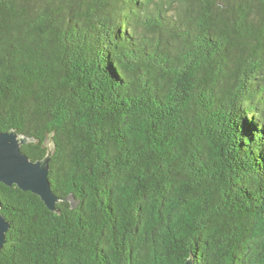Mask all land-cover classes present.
Segmentation results:
<instances>
[{
	"label": "trees",
	"instance_id": "trees-1",
	"mask_svg": "<svg viewBox=\"0 0 264 264\" xmlns=\"http://www.w3.org/2000/svg\"><path fill=\"white\" fill-rule=\"evenodd\" d=\"M261 105L264 0H0V132L61 199L0 182V264H264Z\"/></svg>",
	"mask_w": 264,
	"mask_h": 264
},
{
	"label": "water",
	"instance_id": "water-1",
	"mask_svg": "<svg viewBox=\"0 0 264 264\" xmlns=\"http://www.w3.org/2000/svg\"><path fill=\"white\" fill-rule=\"evenodd\" d=\"M34 140L14 129L0 132V182L8 186L16 184L24 191H31L39 195L50 210L60 212L57 203L61 199L53 190L49 178L55 144L52 140L47 141L45 157L33 160L22 150V145ZM10 227L11 223L0 213V250L6 242V233ZM185 264H196L195 257L191 255Z\"/></svg>",
	"mask_w": 264,
	"mask_h": 264
},
{
	"label": "clouds",
	"instance_id": "clouds-1",
	"mask_svg": "<svg viewBox=\"0 0 264 264\" xmlns=\"http://www.w3.org/2000/svg\"><path fill=\"white\" fill-rule=\"evenodd\" d=\"M245 103L249 102L246 101ZM261 109L264 110V105H261ZM228 111H231L230 105L228 107ZM258 115L260 114L258 113ZM261 119H264V117H261ZM205 124L207 126L208 135L211 132L213 138H215L219 143L228 145V154L233 156L237 155L240 149L238 147L236 152L232 151V145L234 142H237V137L233 135L232 124L229 120H227L226 118L212 116L205 120ZM245 143H247V141H245ZM241 175L245 174L232 172V176L235 179H239ZM248 175H251V173H249Z\"/></svg>",
	"mask_w": 264,
	"mask_h": 264
}]
</instances>
